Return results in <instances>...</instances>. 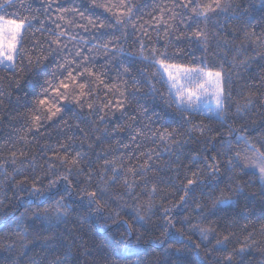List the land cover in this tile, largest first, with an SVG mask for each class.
I'll return each mask as SVG.
<instances>
[{"label": "trees", "instance_id": "trees-1", "mask_svg": "<svg viewBox=\"0 0 264 264\" xmlns=\"http://www.w3.org/2000/svg\"><path fill=\"white\" fill-rule=\"evenodd\" d=\"M103 2L119 4L120 0H103ZM130 2L134 6L132 20L124 27L116 25L114 15L103 8L95 7L92 0H56L47 12H45L47 0H22V2L16 0L13 6L0 9V15L8 19L19 20L22 16H35V19H31L33 29H42V31H28L24 34V48L26 53L32 56V64L28 63L27 55H25L23 59L17 58L15 71L0 69V160L8 158L12 151H24L27 153V160L35 158L37 164L36 173H33L31 168H26L25 172L30 175L39 174L42 168L47 167L46 161L51 154L50 152L45 154V145L67 141L70 150L87 153L84 171L86 174L91 165L95 180L104 159L124 156L126 164L139 165L145 159L140 153L155 148L160 153V157L157 159L155 153L153 154L152 167L158 171L149 172L147 179L159 182L161 191L154 198L155 215L145 226L146 230L141 229L139 242L136 240L135 231L131 237L124 235L126 225L123 222L127 220L129 223H136L132 219L135 215L134 208L138 204L143 206L146 196L140 194L136 198L129 197L120 185H116L111 192L114 197L117 194H123V199H111L108 207L102 209L93 220L83 226L77 223V216L84 214V207L79 204L77 193L73 191L71 197L73 215L68 224H62L55 230L59 237L57 243L63 242L64 245L72 247L73 264H176L177 259L183 261V264H225L223 260L225 253L218 252L213 247L216 239L222 238L228 231L236 233L227 242L228 252L238 248L239 242L248 232H254L256 239L261 240L259 226L264 223V198L261 196L259 181L251 169L246 170L247 174L242 175L239 181L245 185V191L235 197L237 200L235 207L213 209L211 207L213 194L206 187L202 189L203 194L201 190H198L195 197H189L186 204H180L179 198L183 195V178L187 172V158L197 148L202 149L203 145L189 141L180 159L177 160L176 156H170L164 152V145L160 144L158 139L154 142L151 138L149 129L167 125L176 127L182 123L175 112V105L169 107L165 102L168 94L162 82L156 83V92L141 100V104L147 106V112H143L140 105L132 103L123 114L117 111L97 126L93 123L96 120V114L88 116L87 109L81 117H76L72 112L65 110L61 115L69 121L71 127L65 125L59 118L55 121L45 120L39 132L28 133L27 143L20 139L25 134L24 130L28 124L27 114L34 107V100L41 91V85L46 79L52 77L53 72L57 70V64L62 62L65 54L59 53L58 50L39 65L36 63V57L41 52L47 54L49 50L48 43L45 42L48 31L57 30L55 23H60L62 28L67 27L62 21L53 23V19L59 14L56 11L57 7L76 8L85 17H92L106 25H112V27L89 31H84L82 28H68L69 32L77 35V44L82 54L91 57L90 64L96 71L104 74L106 82L130 79V77L143 80L154 73V68H148L145 62L138 59L139 42L144 41L146 48L152 46L162 48L166 40L172 39L174 45L183 50L177 62L204 67L212 71L219 70L223 64L227 89L231 93L229 103L233 111L236 103H243L248 90H253L255 102L247 117L249 132L254 137H259L261 132H264V87H254L259 85L261 77H264V56H257L246 66H234L232 49H218L214 39L205 50L203 45L190 36H184L180 40H175L174 34L166 37L163 23L156 27L161 9H170L171 0H130ZM231 2L238 13H241V9L236 8L237 5L247 8L248 11L244 15L251 20L256 34L259 36L264 33V8H262L264 0H231ZM176 11L183 13L184 21L181 23L180 18L170 21L176 25L178 33H188L196 28L198 21L191 16V13L181 9ZM169 14L164 13L165 17ZM66 15L72 18L75 13L70 12ZM75 18L80 21V17L75 16ZM41 21L44 23L41 24ZM220 22L224 26L216 25V29L227 34L234 44H239L240 39L243 38L244 24L238 20L228 24L223 16L220 17ZM200 26L203 27L202 24ZM209 27L213 26L210 24ZM144 30L147 31V35ZM81 37L88 42L86 45L80 41ZM37 40L43 45L42 48L37 44ZM107 41H112L111 47L122 48L123 51L106 53L102 45ZM68 47L72 51L76 50L72 44ZM167 50L169 54H172L176 49L169 46ZM225 51L228 52L227 55ZM244 51L254 54L255 50L251 44H247ZM125 68L129 69L127 73L124 71ZM145 91H147L146 88ZM131 93L132 89L129 87L128 94ZM129 115L136 116L135 126L143 128L147 138H138L133 142L130 130L126 127L122 131H112L117 125H124ZM78 120L82 121L83 131L74 126ZM197 122H200L199 117ZM105 125L109 129L107 133L102 130ZM212 127H218V125L213 124ZM69 137L72 138L68 139ZM89 143L92 144L91 148L88 147ZM129 156L131 160H127ZM56 165L53 172H65L59 162H56ZM11 170L12 166L8 165V171L11 172ZM70 178L74 181L73 189H75L85 177L73 173ZM0 179L3 177L0 176ZM226 181V176L221 177L220 186L223 187ZM44 187L47 189V178L44 180ZM63 190L64 182H60L56 188L52 189V192L63 193ZM136 192L140 193V189L137 188ZM20 195L23 199H17L12 195L9 184L0 185V198L6 199L5 206L0 207V264H49L55 256L49 253L48 245L42 239L36 238V231H42L47 228V225L34 217L30 216L26 221V224L33 226L29 230L26 247H21V242L18 240L12 249L7 247L15 239L17 221L21 214L36 210L30 203L33 197H29L26 192ZM50 203V200L45 199L42 207H47ZM162 204L171 209L168 215L173 217L176 228L184 229L183 238L179 233H175V229L170 230L175 233L174 239L162 235L161 225L164 223ZM242 213L248 215L251 222L246 221ZM193 224H199L202 227L210 225L215 231L209 234L207 240H203L198 229L190 227ZM245 224L247 228L243 227ZM188 237L191 239L189 240ZM170 244L172 247H169ZM196 244H200L199 250L195 248ZM177 248L181 249L180 253L176 252ZM261 249H264V244L261 248L253 247L246 254L244 264H264V251ZM234 264H240L238 256L234 257Z\"/></svg>", "mask_w": 264, "mask_h": 264}, {"label": "snow or ice", "instance_id": "snow-or-ice-1", "mask_svg": "<svg viewBox=\"0 0 264 264\" xmlns=\"http://www.w3.org/2000/svg\"><path fill=\"white\" fill-rule=\"evenodd\" d=\"M15 2L16 0H0V9L11 7ZM55 2L56 0H47L45 12ZM92 3L95 7L111 12L115 17L116 25L124 27L126 23H131L134 6L130 0H120L119 4L103 2V0H92ZM171 3L170 9H161V15L157 18L156 24L157 28L160 23L165 25L164 35L166 37L174 34L175 40H180L184 36H190L203 45L205 50L214 39L218 49H232L234 66L243 67L257 56H264V33L259 36L256 34L251 20L244 15L248 11L247 8L237 5L236 8L241 9V13H238L233 8L231 0H171ZM262 8H264V3H262ZM176 9L187 10L192 17L197 19L198 23L194 30L188 33H178L176 25L170 22L178 18L181 23L184 22L183 13L177 12ZM56 11L59 14L55 16L53 23L62 21L67 27L62 28L60 23H55L57 30L48 31L45 42L48 43L49 50L47 54L41 52L36 57V63L39 65L58 50L59 53L65 54L62 62L57 64V70L53 72L52 77L46 79L41 85V91L34 100V107L27 114L28 124L24 130L25 134L20 137L21 140L27 143L28 133L39 132L45 120L55 121L59 118L65 125L71 127L69 121L61 115L65 110L72 112L76 117H81L87 109L88 116L96 114V120L93 123L97 126L117 111L123 114L132 103L140 105L142 111L147 112V106L141 104V100L156 92V83L162 82L168 94L165 102L169 107L175 105V112L182 123L176 127L167 125L149 129L151 138L154 142L158 139L159 143L164 145V152L170 156H176L177 160L180 159L189 141L203 145L202 149L197 148L187 158V172L183 178V195L179 198L180 204H186L187 198L195 197L198 190H201L203 194L202 189L206 187L213 194L211 205L213 209L235 207L237 205L235 197L245 191V185L239 181L242 175L247 174L248 169L252 170L253 175L259 181L261 196L264 198V150H262L264 149V132H261L259 137L252 136L247 121L249 111L255 102V93L252 89H249L244 96L243 103H236L233 111L229 103L231 93L227 89L223 64L219 70L212 71L204 67L177 62L183 50L174 45L172 39L166 40L162 48L155 46L146 48L144 41L139 42L138 59L145 62L148 68H154V73L143 80L130 77V79L106 82L104 74L96 71L90 64L91 57L82 54L77 44V35L69 32L68 28H82L84 31H89L112 27V25H106L92 17H85L76 8L57 7ZM70 12L80 17V21L86 22L78 21L75 16L69 18L66 14ZM165 12L170 14L165 17ZM221 16L228 24L233 20L244 24L243 38L240 39L239 44H234L227 34L216 29V25L224 26L220 22ZM35 18V16H22L17 20L0 15V69L15 71L17 58L23 59L25 55H27L28 63L32 64L33 58L26 53L23 40L24 34L28 31H42V29H33L31 19ZM43 23L41 21V24ZM201 24L203 27L200 26ZM210 24L212 28L209 27ZM144 32L147 35V31L144 30ZM79 39L85 45L88 43L82 37ZM111 43L112 41H107L102 45L106 53L123 51L122 48L111 47ZM37 44L43 47L39 40ZM69 44H72L76 50L69 49ZM247 44L254 47V54L244 51ZM169 46L175 47L174 53L169 54L167 50ZM227 54L228 52L225 51V55ZM124 71L127 73L129 69L125 68ZM129 87L132 89L131 94H128ZM254 87H264V77H261L260 84ZM76 109L79 111H75ZM198 117L200 118L199 123L197 122ZM128 121L124 125H117L112 131H122L126 127L130 130L133 142L138 138H147L144 129L135 126L136 116L129 115ZM81 122L78 120L74 126L83 131ZM213 124L218 127H212ZM102 130L106 133L109 131L106 125ZM88 147L91 148L92 144L89 143ZM44 151L45 154L48 152L51 154L46 161L47 167L42 168L39 174L30 175L25 172L26 168H31L32 172L36 173L37 164L35 158L27 160V153L24 151H12L8 158L0 160V176L3 177L0 179V185L9 184L12 195L17 199H23L20 194L26 192L29 197L34 198L30 203L36 209L31 213L21 214L17 221L15 239L7 246L9 249L15 247L17 240L21 242V247H26L29 230L33 228L32 225L26 224V221L31 216L47 225V228L42 231H36V238L42 239L48 245L49 253L55 256L49 264H73L72 247L64 245L63 242L57 243L59 237L55 231L60 225L68 224L73 215L71 201L73 191L77 193L79 204L84 207V214L77 216V223L83 226L93 220L102 209L108 207L111 199H123V194L113 196L111 189L116 185H120L129 197L136 198L140 194L146 196L145 204L143 206L138 204L134 208L135 215L132 219L136 223H129L127 220L123 222L126 225L124 235L131 237L135 231L136 240L139 242L141 229L146 230L145 226L155 215L154 198L161 191L159 182L147 179L149 172L158 171L152 167L153 154L155 153L157 159L160 157V153L155 148L140 153L145 159L139 165L126 164L124 156L104 159L103 165L99 166L100 171L95 180L91 165L86 174L84 171L83 166L87 162L85 159L87 153L70 150L67 141H57L55 145L47 144ZM127 160H131V156L127 157ZM56 162L64 167L65 172H53L57 166ZM8 165L12 166L11 172L8 171ZM73 173L85 177L75 189H73L74 181L70 178ZM224 176L227 177V181L221 187V177ZM45 178H47V189L44 187ZM60 182H64L63 193L52 192V189L56 188ZM137 188L140 189V193L136 192ZM5 197H7V192H5ZM45 199L50 200L51 203L47 207H42ZM5 204L6 199L0 198V207ZM161 208L164 221L161 225L162 235L174 239L175 233H179L183 238L184 229L176 228L173 217L168 215L171 209L163 204ZM242 215L246 221L251 222L248 215L243 213ZM190 227L198 229L203 240H207L209 234L215 231L210 225L202 227L199 224H193ZM243 227L247 228V224ZM171 229H175V233L170 232ZM259 232L261 240L256 239L254 232H248L239 242V247L234 248L232 252H228L227 242L236 235L233 231H228L222 238L216 239L213 247L216 251L225 253L223 256L225 264H234L236 256L240 264H244L246 254L253 247L261 248L264 244V223L260 224ZM188 239L190 240L191 237ZM169 247L172 245L170 244ZM195 248L199 250L200 244H196ZM261 250L264 251V249ZM180 251L181 249H176L177 253ZM176 264H183V261L177 259Z\"/></svg>", "mask_w": 264, "mask_h": 264}]
</instances>
